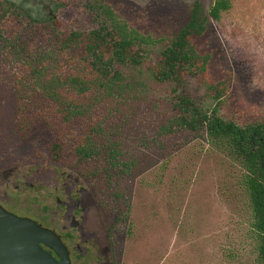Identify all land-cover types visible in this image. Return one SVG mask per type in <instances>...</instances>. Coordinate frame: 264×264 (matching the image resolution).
Instances as JSON below:
<instances>
[{"label": "trees", "instance_id": "trees-1", "mask_svg": "<svg viewBox=\"0 0 264 264\" xmlns=\"http://www.w3.org/2000/svg\"><path fill=\"white\" fill-rule=\"evenodd\" d=\"M231 8V0H214L207 14L195 3L188 22L163 37L153 56L149 46L159 41L130 27L104 0L86 5L97 24L90 29L68 28L53 17L34 20L13 3L0 2V79L14 98L12 163L72 168L93 182L99 194L105 190L106 198L133 167L126 148L140 127H158L166 137L185 133L206 138L240 165L238 181L249 208L247 238L254 264H264V117L244 124L221 117L225 82L209 85L217 100L211 109L183 93L188 78L201 75L209 62L194 37L210 18L220 22ZM146 62L156 83L173 87L170 113L160 117L130 92L127 68ZM119 197L104 204L112 214L130 209Z\"/></svg>", "mask_w": 264, "mask_h": 264}, {"label": "rangeland", "instance_id": "rangeland-1", "mask_svg": "<svg viewBox=\"0 0 264 264\" xmlns=\"http://www.w3.org/2000/svg\"><path fill=\"white\" fill-rule=\"evenodd\" d=\"M4 1L0 0L26 10L34 20L50 21L46 15L51 12L53 19L68 28L97 25L86 10L92 0ZM231 1L232 8L220 22L210 18L204 32L194 37L197 50L208 55L209 62L201 75L188 78L183 93L211 109L217 100L209 85L225 82L218 113L244 124L264 117V0ZM104 2L130 27L159 41L149 46L155 56L160 40L188 22L195 3L208 14L214 0ZM149 63L127 68L130 92L138 102H147L151 115L160 117L170 113L173 87L156 83ZM13 106L12 92L0 79V170L25 163H12ZM156 128L137 130V137L126 148L133 167L108 189L106 198L105 190L99 194L95 189L115 227L118 264H254L247 238V197L238 181L239 163L206 138L185 133L166 137ZM117 194L123 206L129 204L125 214H112L104 205ZM34 197L31 193V200Z\"/></svg>", "mask_w": 264, "mask_h": 264}, {"label": "flooded vegetation", "instance_id": "flooded-vegetation-1", "mask_svg": "<svg viewBox=\"0 0 264 264\" xmlns=\"http://www.w3.org/2000/svg\"><path fill=\"white\" fill-rule=\"evenodd\" d=\"M46 16L53 17L51 12ZM0 205L55 232L71 264H118L110 215L92 183L78 172L53 163L5 167L0 170Z\"/></svg>", "mask_w": 264, "mask_h": 264}, {"label": "water", "instance_id": "water-1", "mask_svg": "<svg viewBox=\"0 0 264 264\" xmlns=\"http://www.w3.org/2000/svg\"><path fill=\"white\" fill-rule=\"evenodd\" d=\"M0 264H71V261L66 246L55 232L0 205Z\"/></svg>", "mask_w": 264, "mask_h": 264}]
</instances>
